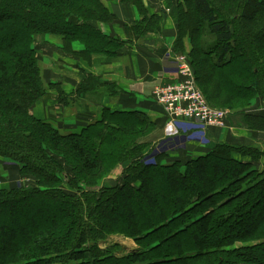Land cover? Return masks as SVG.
<instances>
[{
  "label": "trees",
  "instance_id": "trees-1",
  "mask_svg": "<svg viewBox=\"0 0 264 264\" xmlns=\"http://www.w3.org/2000/svg\"><path fill=\"white\" fill-rule=\"evenodd\" d=\"M176 2L167 7L175 53L208 103L229 111L228 123L254 99L264 103V0ZM114 19L105 0H0V173L14 168L15 177L0 188V264H264V169L254 166L264 149L217 143L197 159L170 160L183 142L155 150L156 124L143 113L104 112L72 132L32 114L49 90L67 99L46 83L38 43L60 37L66 54L113 56L122 42L96 23ZM94 83L88 77L77 92ZM243 117L264 131V117ZM114 235L138 251L102 249Z\"/></svg>",
  "mask_w": 264,
  "mask_h": 264
},
{
  "label": "crops",
  "instance_id": "crops-1",
  "mask_svg": "<svg viewBox=\"0 0 264 264\" xmlns=\"http://www.w3.org/2000/svg\"><path fill=\"white\" fill-rule=\"evenodd\" d=\"M135 1L105 0L115 19L110 23H96L104 36L122 42L116 55L96 54L81 59L63 51L62 38H49L53 43L46 45L45 81L60 85L67 99L61 103L58 91L49 90L34 105L32 114L42 121L53 122L62 131L72 132L102 120L104 112H140L156 124L158 143L172 139L183 142V148L172 152L170 160L197 159L217 143L264 149V131L250 130L243 117L244 114L264 117L261 99H254L239 117L233 115L223 129L205 128L198 122L182 120L170 125L155 91L182 80L178 74L179 54L175 53L178 26L167 9L168 4H175L177 0H139L143 12ZM149 20L150 25L143 24ZM184 47L189 53L190 39H185ZM75 49L83 51L85 46L76 44ZM90 76L99 83L78 93V86ZM116 176L112 175L110 180Z\"/></svg>",
  "mask_w": 264,
  "mask_h": 264
},
{
  "label": "built area",
  "instance_id": "built-area-1",
  "mask_svg": "<svg viewBox=\"0 0 264 264\" xmlns=\"http://www.w3.org/2000/svg\"><path fill=\"white\" fill-rule=\"evenodd\" d=\"M177 61L181 82L158 87L155 91L159 105L170 118V125L182 120L198 122L205 128H225L229 111L214 108L208 103L185 56L179 55Z\"/></svg>",
  "mask_w": 264,
  "mask_h": 264
},
{
  "label": "rangeland",
  "instance_id": "rangeland-1",
  "mask_svg": "<svg viewBox=\"0 0 264 264\" xmlns=\"http://www.w3.org/2000/svg\"><path fill=\"white\" fill-rule=\"evenodd\" d=\"M51 43H53V42H48V41H42L41 40L38 43V45H37V50H38V53H39V57L41 58L40 63L42 65V72L44 71V66L43 65L46 64V63L44 64V55H46L45 51L47 50L46 49L47 48L46 45L51 44ZM55 45H56V43H55ZM51 84L55 85V83H51ZM68 132H71V131H68ZM174 140H176V139H174ZM177 142H175V144H177ZM155 146H156L155 150H157L159 148V143L154 145V147ZM161 147H162V145H161ZM161 147H160V149H161ZM181 147H183V145ZM263 160H264V158H262V160L259 163L255 162V164H254L255 168L258 171H262L264 169V167L262 166ZM13 164L14 163L11 162V163H4L3 165L11 167V166H13ZM13 169L14 168H6V169H4L6 171L5 174L4 173H0V177H2V178H0V188L1 187L10 188L11 186H15L14 184L10 183L11 178L14 177ZM123 171H124V168L123 169L120 168L119 171H117V172H115L113 174V176L117 175L116 178L110 180V177H109V180H107L106 184L107 185H114L115 182L117 180H119V178L121 177L120 175H122ZM13 181H15V183H16V179L13 180ZM21 182H23V180H20L17 183L21 184ZM113 246H118L119 247V250H117V251L119 252L120 257H124V256H126L128 254H131V253H133L135 251H138V249H139L138 245L135 243V241L133 239H129V238H126L124 236H119V235L110 236L105 241L100 242V247L102 249H106V248L113 247Z\"/></svg>",
  "mask_w": 264,
  "mask_h": 264
}]
</instances>
